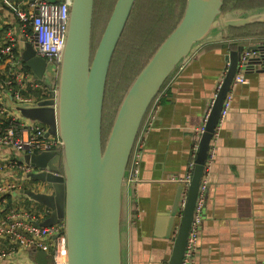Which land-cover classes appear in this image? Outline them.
<instances>
[{"label":"water","instance_id":"1","mask_svg":"<svg viewBox=\"0 0 264 264\" xmlns=\"http://www.w3.org/2000/svg\"><path fill=\"white\" fill-rule=\"evenodd\" d=\"M52 1L53 0H48ZM137 0H117L98 46L92 55L95 0H71L70 16L62 56L59 81L49 98L7 103L23 116L46 125L48 135L61 138L60 151L26 154L33 170L25 176L45 186V190L22 188L15 192L45 206L42 225H65L67 264H123L121 220L123 190L128 165L143 120L162 85L190 56L195 46L218 30L264 21V8L237 17L226 16L225 0H186L181 20L156 49L130 85L103 139L106 85L111 62ZM226 36L232 37L230 33ZM259 54L251 66L264 65V44H252ZM245 44L229 51L230 61L222 85L213 102L205 130L194 156L186 203L178 220L182 186L168 219L167 237L173 248L167 264H181L196 202L216 127L232 80L238 70ZM21 58L34 78L49 75L47 59L37 55L33 44L23 43ZM264 70V68H262ZM176 231L175 227L177 226ZM40 264H54L45 251H36Z\"/></svg>","mask_w":264,"mask_h":264},{"label":"crops","instance_id":"2","mask_svg":"<svg viewBox=\"0 0 264 264\" xmlns=\"http://www.w3.org/2000/svg\"><path fill=\"white\" fill-rule=\"evenodd\" d=\"M235 1L231 0L229 8L224 10L226 16L241 15L242 12L233 11L236 8L251 12L257 7H236ZM257 23L264 21L249 24ZM232 28L228 33L233 36ZM227 34L226 30H218L198 43L162 88L160 109L144 136L139 180L132 186L126 183L123 190V264H167L169 260L173 248V233L170 237L166 235L170 210L179 187L183 189V178L193 160L197 131L223 78L228 61L226 56L234 49V38ZM12 35L21 50L23 35L19 31V22L13 12L0 3V46ZM260 36L263 35L248 37V44ZM262 68V64H257L245 71L248 81L235 87L231 109L214 141L216 154L207 167L209 188L197 264H264ZM29 72L33 79L31 70ZM10 75L9 60L0 61V120L7 122L9 117L5 112H9L22 124L39 122L26 118L14 106L8 105L7 100L12 95ZM56 76L49 74L44 81L49 82L52 78L57 84ZM25 155L10 147H0V163L6 164L0 170V182L16 180L19 190L38 187L45 190L39 182L21 176L17 167L10 163L26 161ZM7 198L6 211L36 212L40 221L47 217L42 212L43 206L25 194L13 192ZM0 264L40 263L36 261L35 250L13 246L2 239Z\"/></svg>","mask_w":264,"mask_h":264},{"label":"built area","instance_id":"3","mask_svg":"<svg viewBox=\"0 0 264 264\" xmlns=\"http://www.w3.org/2000/svg\"><path fill=\"white\" fill-rule=\"evenodd\" d=\"M0 3L7 6L17 18L19 22V31L21 35H23V38H21L23 43L25 41L31 42L37 55L47 59L50 65L49 74H59L60 60L70 16L71 0H61L59 2L48 0H0ZM17 43V39L12 35L8 36L7 41L0 46V61L8 59L12 67L10 84L15 85H12V90L14 88V91H12L14 100L17 102L37 101L33 96H24L21 93V89H26L27 87L41 88L47 96H50L51 92L56 88L53 86L54 81H52V78H49L51 81H49V85H47L45 81H37L34 78H30V72L25 70L24 61L21 58L22 49L20 50L18 48ZM252 44H264V37L256 39ZM252 44L245 45V49L242 51L238 70L226 95L219 123L216 127L213 139L211 140L207 167L215 157L216 147L214 141L219 133L221 124L224 122L231 109L234 89L237 85L248 81L245 71L256 66L249 67L250 58L259 54V51L250 48ZM229 65L230 61L228 60L223 78ZM223 78L217 85L214 97L204 116L203 123L197 131V142L194 148L193 160L190 164L188 173L183 178L184 185L178 203V220L186 203L187 189L191 180L194 156L200 136L205 130L206 122L211 112L213 102L222 85ZM161 93L162 89L149 107L131 153L127 174V184L130 186L134 185L139 180L141 172L140 165L144 151V136L149 131L160 109ZM2 107L6 110L5 106ZM5 114L9 119L7 122L0 120V147H10L19 153L30 155L44 151L61 150V138L58 135H48L45 124L41 122H34L31 125L27 123L22 124L11 113L5 112ZM10 163L17 167L21 176H25L26 172L34 169L31 164L25 162L18 163L14 161ZM5 166L6 164L0 163V170L4 169ZM208 188L209 181L207 179L206 168L181 264H197L196 256L200 242L201 227L204 220ZM18 190L19 184L16 180L0 182V240L6 239L13 246L18 245L35 251H45L52 255L54 264H67L65 225L63 222L53 225H42L40 224V216L37 215L36 212L16 209L4 210L8 200L7 196ZM42 210L44 215L48 214V210L45 206H43ZM177 227L178 224L175 227V231Z\"/></svg>","mask_w":264,"mask_h":264},{"label":"trees","instance_id":"4","mask_svg":"<svg viewBox=\"0 0 264 264\" xmlns=\"http://www.w3.org/2000/svg\"><path fill=\"white\" fill-rule=\"evenodd\" d=\"M116 1L117 0H95L92 55L99 44ZM230 3L231 0H225L223 10L229 8L228 4ZM185 4L186 0L136 1L126 28L119 40L110 66L108 77L109 83L104 105L105 116L103 117V127L106 123L109 126L108 133L111 130L116 112L130 85L140 70L152 57L159 45L177 26L182 18ZM104 5L105 7L102 12L101 8ZM258 5H264V0L235 1L236 7H253ZM171 20H173V22H171ZM232 30L234 34L232 36L234 38L232 48L234 49L238 47L239 43L245 45L248 44V37L259 35H263L260 37H264V23L233 27ZM155 36L157 39L153 42L154 45L150 46V41H153L152 38ZM143 53H145V55H142ZM24 67L26 71H30L25 64ZM169 79L170 77H168L162 85V88ZM55 80L58 84L59 74H57ZM45 84L49 85L48 82H45ZM12 91H14V88ZM21 93L24 96H33L37 101L47 97V94L38 87L21 89Z\"/></svg>","mask_w":264,"mask_h":264},{"label":"rangeland","instance_id":"5","mask_svg":"<svg viewBox=\"0 0 264 264\" xmlns=\"http://www.w3.org/2000/svg\"><path fill=\"white\" fill-rule=\"evenodd\" d=\"M104 7H105V5L101 8V11L103 12V10H104ZM264 7H261V6H257L256 8H253L252 9V11H254V10H257V11H259V10H261V9H263ZM171 22H173V20H171ZM157 38H156V36L155 37H153L152 38V40L153 41H150V46H153L154 44H153V42L156 40ZM7 41V40H6ZM149 48V47H148ZM142 55H145V53H143ZM136 71V70H135ZM134 73V72H133ZM133 75V74H132ZM108 77H109V75H108ZM108 83H109V80L107 81V85H106V91H107V89H108ZM106 94L107 93H105V99H106ZM104 116H105V113H104ZM108 131H109V126L107 125V123L104 125V127H103V139L105 140L107 137H108V135H109V133H108Z\"/></svg>","mask_w":264,"mask_h":264}]
</instances>
